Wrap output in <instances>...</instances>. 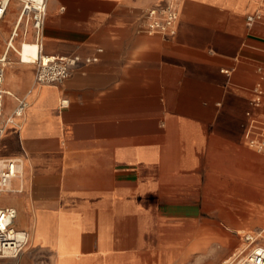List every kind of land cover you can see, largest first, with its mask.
<instances>
[{"label":"crops","instance_id":"obj_1","mask_svg":"<svg viewBox=\"0 0 264 264\" xmlns=\"http://www.w3.org/2000/svg\"><path fill=\"white\" fill-rule=\"evenodd\" d=\"M169 1L180 3L177 33L143 31L146 9ZM262 9L264 0H49L43 52L99 60L34 86L35 65L5 51L4 119L17 98L28 106L0 142L1 157L24 160L13 180L22 189L0 194V207L16 208L29 242L0 264H175L177 251L199 250L219 259L227 231L262 227L264 153L245 135L250 116L264 124V100L253 103L264 19L247 21ZM19 14L13 1L0 52ZM241 205L246 219L234 213Z\"/></svg>","mask_w":264,"mask_h":264},{"label":"built area","instance_id":"obj_2","mask_svg":"<svg viewBox=\"0 0 264 264\" xmlns=\"http://www.w3.org/2000/svg\"><path fill=\"white\" fill-rule=\"evenodd\" d=\"M13 1L19 2L20 14L8 48L13 47L20 55V51L16 50L12 42L19 35L18 28L21 24L24 25V37H27L31 32L34 34V42L40 46L39 55L28 62L34 64L36 68L34 86L59 84L69 78L77 66L99 60L98 56H82L79 53L61 55L44 53L43 36L49 0H0V20L5 16ZM179 17L180 3L177 1H169L165 6H150L146 9L145 20L141 29L149 34L175 35L178 30ZM263 19L264 9L249 14L247 17L250 24ZM21 60L24 61L23 58ZM9 62L7 52L0 55V139L6 132L7 126L10 123H15L17 118L23 116L28 106L26 98H17L18 103L13 112L4 119L3 100L6 93L4 80ZM259 71L262 79L254 87L253 99V103L257 106L264 100V67H260ZM68 105V99H61V107ZM245 135L250 146L260 152L264 151V124L262 122L250 116ZM23 173L24 160L22 158L0 156V194L21 190L22 187H13V180L22 178ZM16 216V208L12 206L0 207V256H17L29 242L28 232L14 227ZM258 237L252 232H246L241 237V244L221 264H264V244L257 242Z\"/></svg>","mask_w":264,"mask_h":264},{"label":"rangeland","instance_id":"obj_3","mask_svg":"<svg viewBox=\"0 0 264 264\" xmlns=\"http://www.w3.org/2000/svg\"><path fill=\"white\" fill-rule=\"evenodd\" d=\"M1 23V22H0ZM16 24L14 23L12 25L11 28V32L8 34V38L6 43L4 44V47L2 49V51L0 52V54L4 53L5 51H9L10 53H17V51H15L13 49V47L8 48L9 46V41H10V37H11V33L12 31L15 29ZM18 32L19 35L15 37V39L13 40L14 46L16 47V50L19 51V49L21 48V43L25 40L28 41H33L29 38V35L27 37H24V25L21 24L18 28ZM34 42V41H33ZM1 142V141H0ZM262 153H264V151H262ZM248 208L246 206L241 205L240 208H238L234 213L235 215H238L240 217H242L243 219L248 218V212H247ZM260 218V216H259ZM263 218H260V220L262 221ZM264 225L261 227L260 225L258 226H253V227H249L246 228L245 231L246 232H252L254 233V235H256L258 237L257 242L264 244V238L262 236H260V232L263 231ZM239 232H242L241 235H237L234 234L233 232H228L227 234V246L225 249V253L224 255L221 256V258H217V252H215L214 250H211L210 253L209 252H203L202 250L200 251H196L194 252L192 255L190 256H183V255H178V251L176 252L175 256H174V263L175 264H221L222 260L226 257H228L234 250L235 247L239 246L242 242L241 237L242 235H244L246 232H243V230L241 228L238 229ZM211 236L213 237L212 242L214 243V239L215 242L218 241V237L219 235L217 233H212ZM213 245V244H212ZM215 245H218L217 243H215Z\"/></svg>","mask_w":264,"mask_h":264},{"label":"bare ground","instance_id":"obj_4","mask_svg":"<svg viewBox=\"0 0 264 264\" xmlns=\"http://www.w3.org/2000/svg\"><path fill=\"white\" fill-rule=\"evenodd\" d=\"M12 45H14L13 42H12ZM19 50L23 54V60L25 62H30L31 60L36 58L40 53L39 52V45L37 43H31L28 40L24 41L21 44V48ZM1 139H0V141H1ZM13 236L16 237V235H13ZM260 236H262L264 238V228H263V231L260 232Z\"/></svg>","mask_w":264,"mask_h":264}]
</instances>
